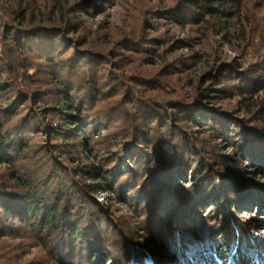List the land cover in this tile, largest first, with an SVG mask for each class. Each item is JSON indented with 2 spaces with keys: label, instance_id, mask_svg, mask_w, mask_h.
Instances as JSON below:
<instances>
[{
  "label": "trees",
  "instance_id": "obj_1",
  "mask_svg": "<svg viewBox=\"0 0 264 264\" xmlns=\"http://www.w3.org/2000/svg\"><path fill=\"white\" fill-rule=\"evenodd\" d=\"M120 2L0 0V264H264V0Z\"/></svg>",
  "mask_w": 264,
  "mask_h": 264
},
{
  "label": "rangeland",
  "instance_id": "obj_2",
  "mask_svg": "<svg viewBox=\"0 0 264 264\" xmlns=\"http://www.w3.org/2000/svg\"><path fill=\"white\" fill-rule=\"evenodd\" d=\"M102 9L104 12L101 14L95 13L94 16H85L84 20L93 27H96L100 21L105 22L107 26L117 28L126 26L125 10L120 0H106V4H104ZM98 197L102 201L105 198V194H99ZM222 264H224V262Z\"/></svg>",
  "mask_w": 264,
  "mask_h": 264
}]
</instances>
